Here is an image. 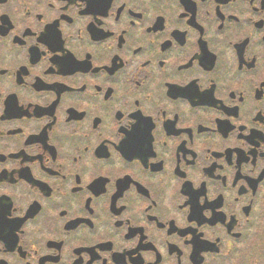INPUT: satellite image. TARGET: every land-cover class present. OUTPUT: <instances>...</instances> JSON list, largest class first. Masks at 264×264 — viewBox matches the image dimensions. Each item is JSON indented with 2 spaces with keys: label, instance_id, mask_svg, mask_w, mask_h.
Returning a JSON list of instances; mask_svg holds the SVG:
<instances>
[{
  "label": "flooded vegetation",
  "instance_id": "flooded-vegetation-1",
  "mask_svg": "<svg viewBox=\"0 0 264 264\" xmlns=\"http://www.w3.org/2000/svg\"><path fill=\"white\" fill-rule=\"evenodd\" d=\"M0 264H264V0H0Z\"/></svg>",
  "mask_w": 264,
  "mask_h": 264
}]
</instances>
